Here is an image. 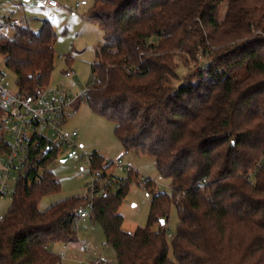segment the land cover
<instances>
[{
    "label": "trees",
    "instance_id": "trees-1",
    "mask_svg": "<svg viewBox=\"0 0 264 264\" xmlns=\"http://www.w3.org/2000/svg\"><path fill=\"white\" fill-rule=\"evenodd\" d=\"M84 15L105 32L91 64L90 108L114 122L125 150L152 157L173 188L168 195L142 181L151 209L133 232L123 229L119 208L135 171L93 199L89 218L118 264H264V0H92ZM56 39L48 19L38 32L13 24L0 36L20 96L49 88ZM5 135L1 126L2 151ZM60 151L48 149L43 170L16 183L0 219V264H61L51 244L78 241L88 195L38 207L60 191L49 169ZM103 161L95 151L91 166L106 177L111 162ZM172 203L174 259L165 226Z\"/></svg>",
    "mask_w": 264,
    "mask_h": 264
},
{
    "label": "rangeland",
    "instance_id": "rangeland-1",
    "mask_svg": "<svg viewBox=\"0 0 264 264\" xmlns=\"http://www.w3.org/2000/svg\"><path fill=\"white\" fill-rule=\"evenodd\" d=\"M57 1L59 7L52 8L33 6L26 0H0V16L7 14L16 18L25 16L28 19V27L35 31H39L43 20L48 19L57 34L54 46L55 68L51 74L49 89H64L78 93L89 85L91 64L96 59V51L103 44L105 32L98 23L89 22L85 18L84 14L92 0H86L89 2L87 6L77 5L81 0ZM0 71L5 74L7 89L15 92L17 90L15 75L5 66L2 54H0ZM74 111L76 113L73 112V117L68 121L65 130L78 131L77 147L63 146L56 159L49 164V169L60 181V191L44 196L39 202V209L45 210L70 196H85L90 193L89 182L92 172L94 170L104 172V169L102 167L91 169V165L85 162L84 154H93L96 151L103 156V165L111 162L106 173L115 178L114 188L118 186L119 180L128 178L130 171H135L137 176L129 183L119 208L124 219L122 227L125 231L133 232L139 226H146L151 209V198L142 185L141 178L144 176L156 181L157 187L155 184L154 189L168 195L173 191L171 181L160 176L152 157L133 152L125 154V148L115 134L113 121L93 112L88 103H81ZM39 130L50 141L57 140L51 130L45 127H39ZM65 156L68 157L62 161ZM119 157H122L127 164L126 168L120 169L113 164ZM11 189L13 193L11 191L0 198V214L3 216L9 212L13 204L14 186H11ZM178 222V210L172 203L169 219L165 224L168 230L169 256L172 259L175 258L172 239L177 232ZM160 223H154L152 229L159 230ZM77 239V242H71L66 249L62 264H118L116 251L107 243L104 229L100 224L90 218L79 221ZM65 244L64 241L54 242L50 248L60 256Z\"/></svg>",
    "mask_w": 264,
    "mask_h": 264
},
{
    "label": "built area",
    "instance_id": "built-area-1",
    "mask_svg": "<svg viewBox=\"0 0 264 264\" xmlns=\"http://www.w3.org/2000/svg\"><path fill=\"white\" fill-rule=\"evenodd\" d=\"M38 1L41 5L57 7V0H27ZM87 4L86 0H81L77 5ZM13 24L26 26V18L5 19L0 16V36H8L13 33ZM6 77L0 71V127L6 131L3 137L6 150H0V198L13 193L11 186L18 181H26L33 170L42 171L43 167L39 161L45 158L47 150L53 146L62 148L63 146L77 147L76 138L78 131L68 132L65 130L67 122L73 117V112L81 103H88L89 92L94 86V82L83 88L80 92L74 93L69 90L45 89L36 95H19L17 91L12 92L6 87ZM75 109H74V107ZM39 127L51 130L57 137L55 142L49 140L47 146H41L39 136L47 138L42 134ZM131 151L125 150L128 155ZM85 162L91 165L93 154L85 153ZM120 169L127 167L123 158L119 157L113 163ZM131 167V166H130ZM92 169V166H91ZM131 169V168H130ZM105 172V171H104ZM100 170H94L89 182L88 201L78 212L77 221L86 220L91 215L93 199L114 189L115 178L103 176ZM142 181L149 178L142 177ZM157 187V182L151 180ZM158 191V190H156ZM3 215L0 214V219ZM70 242L65 244L62 251L61 264L65 258L66 249Z\"/></svg>",
    "mask_w": 264,
    "mask_h": 264
},
{
    "label": "crops",
    "instance_id": "crops-1",
    "mask_svg": "<svg viewBox=\"0 0 264 264\" xmlns=\"http://www.w3.org/2000/svg\"><path fill=\"white\" fill-rule=\"evenodd\" d=\"M27 1V0H26ZM28 2V4H31V5H33V6H36V5H38V6H42V7H44V5H41V3L40 2H38V1H27ZM89 4V2L87 3V4H84V5H80V6H87ZM49 7H52V6H49ZM59 7V5L57 6V7H52V8H58ZM1 9V8H0ZM7 15H11V14H7ZM7 15H2V16H7ZM1 16V17H2ZM12 16V18H14V19H18V18H16V17H14L13 15H11ZM23 17H25V16H23ZM26 18V26H28V19H27V17H25ZM86 18V17H85ZM87 19V18H86ZM87 21H89V22H93V21H91V20H89V19H87ZM33 31H35V30H33ZM35 32H38V31H35ZM104 42V41H103ZM79 106V105H78ZM75 113H76V111H75ZM68 123V122H67ZM66 126H67V124H66Z\"/></svg>",
    "mask_w": 264,
    "mask_h": 264
},
{
    "label": "water",
    "instance_id": "water-1",
    "mask_svg": "<svg viewBox=\"0 0 264 264\" xmlns=\"http://www.w3.org/2000/svg\"><path fill=\"white\" fill-rule=\"evenodd\" d=\"M67 157H68V156L63 157V158H62V161L65 160ZM164 221H165V220L162 219V220H161V223H164Z\"/></svg>",
    "mask_w": 264,
    "mask_h": 264
},
{
    "label": "clouds",
    "instance_id": "clouds-1",
    "mask_svg": "<svg viewBox=\"0 0 264 264\" xmlns=\"http://www.w3.org/2000/svg\"><path fill=\"white\" fill-rule=\"evenodd\" d=\"M71 243V242H70Z\"/></svg>",
    "mask_w": 264,
    "mask_h": 264
}]
</instances>
